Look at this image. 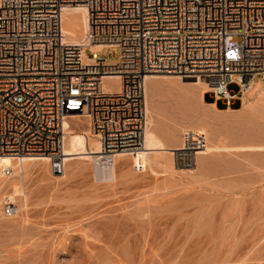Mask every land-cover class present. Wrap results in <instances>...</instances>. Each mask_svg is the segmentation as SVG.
<instances>
[{
	"label": "rangeland",
	"instance_id": "obj_1",
	"mask_svg": "<svg viewBox=\"0 0 264 264\" xmlns=\"http://www.w3.org/2000/svg\"><path fill=\"white\" fill-rule=\"evenodd\" d=\"M155 76L146 101L162 142L141 154L142 169L124 154L110 179L84 158L59 176L47 160L0 175V264H264V100L248 105L263 81L240 108L218 110L203 102L204 82ZM118 84L106 78L104 89ZM67 122L91 145L87 117Z\"/></svg>",
	"mask_w": 264,
	"mask_h": 264
},
{
	"label": "built area",
	"instance_id": "obj_2",
	"mask_svg": "<svg viewBox=\"0 0 264 264\" xmlns=\"http://www.w3.org/2000/svg\"><path fill=\"white\" fill-rule=\"evenodd\" d=\"M79 6L88 18L81 43L62 28L64 10ZM111 49L116 60L107 59ZM155 74L202 81L227 109L243 102L257 77L264 83V0H0V172L13 170L4 158L30 156L62 174L72 114L88 115L99 137L94 166L128 154L142 169L146 78ZM111 75L118 90L103 88ZM4 207L15 213L11 202Z\"/></svg>",
	"mask_w": 264,
	"mask_h": 264
},
{
	"label": "bare ground",
	"instance_id": "obj_3",
	"mask_svg": "<svg viewBox=\"0 0 264 264\" xmlns=\"http://www.w3.org/2000/svg\"><path fill=\"white\" fill-rule=\"evenodd\" d=\"M68 13H77L78 15L69 19L67 17ZM62 28L64 30V33L66 35V39L68 41L81 43L83 41L84 37H83V39L81 38V40H80V37L85 34V32L88 28L87 10L82 6L66 8L63 12ZM90 47L92 48V51L94 50V52L100 51L103 49V46L98 45V44H93ZM86 61L90 62L92 60L86 55ZM154 77H156V76L151 75V76H148L146 78V99H149V88L153 84V78ZM106 78H117L118 79V77L115 75L106 76ZM185 80H187V79H185ZM189 81H193V80H189ZM118 82H119V79H118ZM196 82H198V81H196ZM103 88H104V83H103ZM118 89H119V84H118V87L116 90H118ZM263 89H262V91L259 92L256 99L253 102L248 103V105H256V104H258L264 100V90ZM112 91H114V90H112ZM146 103H147V101H146ZM227 110H230V109H227ZM147 111H149L148 107H147ZM75 115H78V114H75ZM78 116L87 117L89 120V128H90V117L86 114L78 115ZM69 117L67 118V120L69 119ZM90 133H92L91 135L93 137V139L91 138L92 139L91 145H89V141H88L89 132H84L83 134H81V133L80 134H74L71 132V130L69 128V124L66 121L65 158H64L65 165H66V163H69L70 160L73 158L92 159L94 162V159L96 157V153L100 152L101 146H100L99 137L96 134H94L91 130H90ZM161 142H160V139L158 138L156 131L154 129L153 120H152V118L149 119V115H148V123H147L146 131H145V137H144V151L141 154H144V156H145V155H148L150 153L149 151L157 150L159 147H161ZM122 155H124V154L116 155L115 164H116V160L119 161L121 159ZM180 156H181L180 159H185V157H187V156L183 157L182 155H180ZM37 160H47L48 161V159L45 157L27 156V157H20V158H8L7 157V158H4L3 162H4V164L12 166V168L14 167V168H18L19 170H22L24 168L25 163H27L29 161H37ZM113 167L105 168V167H99V166L95 165L96 175L98 176L99 179H101L102 177L110 179V176L107 174V172L111 171ZM0 175H2L1 172H0ZM113 177H114V170H113L112 179H113Z\"/></svg>",
	"mask_w": 264,
	"mask_h": 264
},
{
	"label": "crops",
	"instance_id": "obj_4",
	"mask_svg": "<svg viewBox=\"0 0 264 264\" xmlns=\"http://www.w3.org/2000/svg\"><path fill=\"white\" fill-rule=\"evenodd\" d=\"M208 94H210V93H208V92H207V89H206V90L203 92V95H202V100H203V102H204L205 104H207V105H214L215 108L218 109V110H222V109L225 110V109H227L226 106H225V107H219V102H223V104L225 105L224 101H222V100H215V99L213 98V99H214L213 101H208V100H207V95H208ZM246 100H247L246 97L244 98L243 102H241L240 100H234V101L232 102L233 104H232L230 110H231V109H238V108H240ZM234 105H236V107H233Z\"/></svg>",
	"mask_w": 264,
	"mask_h": 264
}]
</instances>
